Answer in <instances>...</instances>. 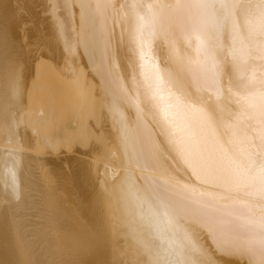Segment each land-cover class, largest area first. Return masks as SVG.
I'll use <instances>...</instances> for the list:
<instances>
[{
  "label": "bare ground",
  "instance_id": "bare-ground-1",
  "mask_svg": "<svg viewBox=\"0 0 264 264\" xmlns=\"http://www.w3.org/2000/svg\"><path fill=\"white\" fill-rule=\"evenodd\" d=\"M0 264H264V0H0Z\"/></svg>",
  "mask_w": 264,
  "mask_h": 264
}]
</instances>
